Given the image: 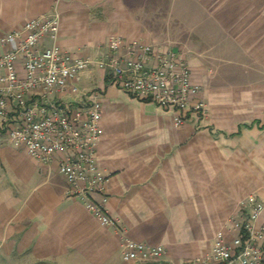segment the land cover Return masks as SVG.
Wrapping results in <instances>:
<instances>
[{
	"label": "crops",
	"instance_id": "1",
	"mask_svg": "<svg viewBox=\"0 0 264 264\" xmlns=\"http://www.w3.org/2000/svg\"><path fill=\"white\" fill-rule=\"evenodd\" d=\"M42 12L56 13L63 49L93 58L112 35L172 46L171 19L198 18L203 34L220 38L206 37L203 57L185 54L207 110L181 124L174 109L130 94L95 64L80 71L78 94L95 90L102 105L96 161L108 180L96 199L116 226L65 193L58 153L35 159L0 129V250L27 264H172L205 254L247 196L264 199V0H0V36ZM213 45L234 50L252 72L225 67ZM229 70L235 85H250L221 84L232 83L222 74ZM125 238L161 244L164 253L124 261Z\"/></svg>",
	"mask_w": 264,
	"mask_h": 264
},
{
	"label": "built area",
	"instance_id": "2",
	"mask_svg": "<svg viewBox=\"0 0 264 264\" xmlns=\"http://www.w3.org/2000/svg\"><path fill=\"white\" fill-rule=\"evenodd\" d=\"M57 32L56 13L42 12L0 36V129L35 159L49 162L58 153L65 193L80 199L102 224L116 226L117 220L96 199L108 180L96 161L102 105L95 90L78 94L80 71L91 64L108 71L130 94L174 109L176 124L190 113L206 114L200 84L191 79L180 48L112 35L106 51L93 58L63 49ZM66 90L77 96L64 98ZM262 208L264 199L250 194L230 227L216 230L209 251L172 264H264ZM163 253L161 244L125 238L121 255L129 261Z\"/></svg>",
	"mask_w": 264,
	"mask_h": 264
},
{
	"label": "rangeland",
	"instance_id": "3",
	"mask_svg": "<svg viewBox=\"0 0 264 264\" xmlns=\"http://www.w3.org/2000/svg\"><path fill=\"white\" fill-rule=\"evenodd\" d=\"M132 3L138 4L137 1H133ZM163 5H164V3H163ZM163 5H162V7H163ZM157 6L161 9L160 3ZM144 21L147 24L152 25V26L154 25L157 27L160 25V22H158L157 19L145 17ZM203 28H204V24H202L201 20L198 18H195V19H190V18L171 19V22L168 24V30H167L165 36L166 37H167V35L169 36V41L171 42L169 44H171L172 47L174 46L176 48L178 47V48L182 49V51L185 54H186V52H187V54L189 52L191 54L194 53L200 57H203L204 53L210 51V50L209 51L207 50L206 41H208V40L209 41H211V40L216 41L218 38V36L216 34L215 37L210 39V36L203 34ZM201 33H202V35H201ZM226 36L228 38V35H226ZM204 37H205V39H204ZM206 37L208 38V40ZM219 38H220V36H219ZM211 52H213L217 56L223 54L225 57L224 66L225 67L229 66V68H231V66H237L239 74H240V71H242L243 73L252 72L251 66H244V67L238 66L237 63L240 62L238 60L240 57L236 58L234 50H221V48L217 47V45H213ZM237 61H239V62H237ZM206 67L209 68V66H206ZM222 74H223L224 78H227V80H229V82L232 81V83H228V82L227 83H221L224 86L226 84L227 85L233 84L237 88L241 89V88H244V87H242L244 84L250 85V82H239V83H237V85H235L236 83H234V81H233L235 79V75H234L233 70L223 72ZM217 77H220V76L217 75ZM201 85H202V83H200V87H201ZM238 86H240V87H238ZM235 216H236L235 213L230 214L228 217V221L225 224V226L222 228H219V229H227L228 227H230L231 220ZM0 264H27V263L23 262L20 259V257H16V254L9 253L8 251H6L5 249H2V247H1ZM52 264H54V263H52Z\"/></svg>",
	"mask_w": 264,
	"mask_h": 264
},
{
	"label": "water",
	"instance_id": "4",
	"mask_svg": "<svg viewBox=\"0 0 264 264\" xmlns=\"http://www.w3.org/2000/svg\"><path fill=\"white\" fill-rule=\"evenodd\" d=\"M128 264H138V263H128Z\"/></svg>",
	"mask_w": 264,
	"mask_h": 264
}]
</instances>
